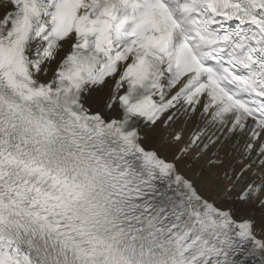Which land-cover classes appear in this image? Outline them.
Wrapping results in <instances>:
<instances>
[{"label":"snow or ice","instance_id":"obj_1","mask_svg":"<svg viewBox=\"0 0 264 264\" xmlns=\"http://www.w3.org/2000/svg\"><path fill=\"white\" fill-rule=\"evenodd\" d=\"M0 264H264V0H0Z\"/></svg>","mask_w":264,"mask_h":264}]
</instances>
